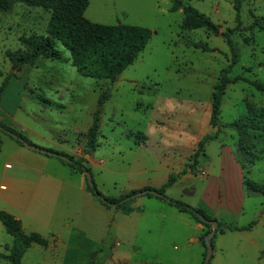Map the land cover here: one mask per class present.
<instances>
[{"label": "rangeland", "instance_id": "1", "mask_svg": "<svg viewBox=\"0 0 264 264\" xmlns=\"http://www.w3.org/2000/svg\"><path fill=\"white\" fill-rule=\"evenodd\" d=\"M7 1L9 9H0V75L4 76L0 87L13 71L5 52L25 50L23 38L46 36L51 17L42 7ZM182 1L183 6L205 14L220 32L234 29L232 39L240 55L228 76L241 80L228 85L219 134L206 143V157H198L196 170L189 165L198 141L218 130L210 125L212 94L222 69L232 63V53L221 35L204 29L184 30L183 7L172 12L173 0H89L85 17L91 22L150 29L153 34L144 51L111 82L81 75L72 64L70 52L56 42L62 60L41 58L35 66H25L12 77L1 97L0 114L15 116V120L10 119L11 127L39 147L71 156L66 150L78 149L75 159H83L106 197L119 198L134 190L136 184L161 181L165 170L159 166L164 165V155H172L175 161L171 170L177 173L185 169L186 173L166 190V196L202 208L213 217L204 206V195L208 179L221 174L223 146L235 154L250 180L264 185V92L251 84L264 83V28L248 29L254 20L264 18V0H243L239 27L234 0ZM198 42L216 51L202 52L191 45ZM105 90L110 91V97L100 115L98 146L92 151L83 135L92 125ZM233 122L246 124L250 136L241 138L236 130L226 127ZM3 137L0 211L18 216L25 234L36 232L48 240L47 247L31 245L22 264H202L204 248L196 241L201 232L194 230V220L148 194L134 197L125 208L108 209L97 200H93L94 207L77 202L70 207L80 210L73 219H35L31 213L30 217L21 214L3 199L9 174L17 167L7 158L11 149L7 143L13 140ZM251 155L254 164L249 161ZM51 159L48 171L61 179L73 175L66 163L57 157ZM7 163L12 166L7 168ZM205 168L209 171L202 175ZM79 175H73L74 180ZM243 201L241 214L221 211L213 218L223 221L224 228V222L240 228L253 221L256 224L249 230L218 231L211 264H264V195L250 192ZM53 204L51 201L45 206V214ZM63 206L55 207L56 214L70 210ZM127 207L133 208L129 214L125 213ZM14 241L0 221V254H9ZM0 264L9 263L0 259Z\"/></svg>", "mask_w": 264, "mask_h": 264}, {"label": "trees", "instance_id": "2", "mask_svg": "<svg viewBox=\"0 0 264 264\" xmlns=\"http://www.w3.org/2000/svg\"><path fill=\"white\" fill-rule=\"evenodd\" d=\"M14 2L24 3L30 7H42L51 12V17L47 27V35H32L29 38L21 39L22 45L25 46V50L19 49L16 51H6L5 55L12 64V73L5 77V80L0 87V101L4 91L8 85L10 79L19 73L24 66H35L39 59L45 58L50 60H62L63 55L61 51L56 48V42L61 44L71 54L72 64L76 67L77 71L89 78L97 80H110L114 82L122 74V72L134 63L137 57L144 51L148 45L153 32L142 26L128 25V24H116V25H103L91 22L85 17V11L89 6V0H13ZM243 0H234V10L236 11L237 27L241 25L240 10ZM10 6V1L0 0V9L7 11ZM183 7V22L182 28L184 30H197L204 29L206 32L212 35H221L228 44L232 57V63L222 69L220 73L219 83L214 87L212 94L210 125L212 128L218 129L215 133L205 134L197 144V149L193 154L192 164L189 165L191 170L197 169L198 157H206L205 146L209 140L217 139L219 134V117L221 113V106L223 97L229 84H232L241 77L235 79L229 78L231 67L239 62L240 55L238 53L237 43L232 39L234 29H229L226 32H220L218 25L213 23L205 14L199 12L197 9L191 6H183L182 0H173L171 11L177 12ZM256 26L264 28V18L256 19L248 27L253 29ZM195 49L202 52H215V48H211L207 43L198 42L191 44ZM3 77L0 75V78ZM251 84L259 91L264 92V83L251 82ZM110 97V91L105 90L98 102L97 110L93 114V122L86 133V146L94 151L97 144V138L100 132V115L103 111V105ZM226 127L236 130L241 138H247L250 136L249 130L246 124L240 122H233ZM10 132L15 135L6 133ZM0 133L8 135L14 139L21 146H25V143L33 144L29 141L21 132L16 131L10 125L0 121ZM59 155L66 156L70 161H60L66 163L73 170L84 174L86 181V190L92 195V197L100 202L105 208H112L114 204H117L114 208H120L127 206L130 202L134 201V198H130L138 192L145 190H155L161 197H157L161 200L167 201L170 205L177 208L179 211L189 214L198 223L205 226L206 230L200 237L202 246L204 247L203 261L206 257V245L205 236L212 231V225L206 221H202L199 216L202 215L207 221H216L217 229L212 239L214 245V238L218 231L225 232V230H249L256 224L253 221L247 227H223L222 222L208 215L202 208H193L180 201L169 199L165 192L171 187L181 174H185L186 170L182 171L178 175L171 174L168 181L158 189L143 188L139 190L131 191L119 198H111L104 196L97 188L93 178L89 183L86 176V172H90V169L84 164L83 159H75L74 156L68 155L63 152L54 151ZM49 156V155H46ZM251 164H254V156L249 157ZM244 174V187L248 194L250 192L260 193L264 195V185L257 184L247 177L248 171L245 172V168L242 166ZM130 198V199H129ZM128 199V200H126ZM126 200V201H124ZM133 211L132 207H127L125 213L129 214ZM0 221L4 225L8 234L15 238V243L11 248L9 254H0V259L9 264H22V259L27 249L33 245H39L42 247L48 246V240L37 233L25 234L22 223L19 219L15 218L12 214L6 211H0ZM213 255L211 257V260ZM211 260L209 264H211Z\"/></svg>", "mask_w": 264, "mask_h": 264}, {"label": "crops", "instance_id": "3", "mask_svg": "<svg viewBox=\"0 0 264 264\" xmlns=\"http://www.w3.org/2000/svg\"><path fill=\"white\" fill-rule=\"evenodd\" d=\"M24 67L22 68V70H24ZM11 118H13V116L9 115L7 112H5V114H0V121L10 126L12 125V122H10ZM13 120H15V116ZM4 135L8 136L6 134L0 133L1 150H4L6 145V138L3 137ZM83 139L86 140V134L83 135ZM12 140L13 143H7L10 145L11 148L10 154L7 156V158L8 161H11L13 164L17 165V167H15V170L10 172L9 174V187H6L7 192L3 199L8 202V204L12 206L15 210L19 211L23 215H29V217L31 213L35 219L44 216V218L46 219H56L58 216H63L62 219H73L74 217H76V215H79L80 213L79 207H72L70 209V207L73 206L75 203H84L87 207L95 206L93 203V200L95 199L86 190V181L84 174H81L70 168L72 170L73 175L80 174L79 179L74 180L73 175H70L65 179H61L56 175V172L51 173V171H48V165H50V163L52 162L51 157L53 156H46L45 154L34 151L26 146H21L14 139ZM59 145H61V143H59ZM41 147L43 148V146H40V148ZM227 148L228 147L223 146L224 151L221 174L220 176H212L210 179H208V187L204 195V206L207 212L209 211V214L216 218L221 215V211L227 213L241 214V211L243 210L244 197L246 195H249L244 187V174L242 166L236 160L235 154L233 152H230ZM75 150H77L78 152H76ZM75 150L67 149L66 151H69V153L73 154V156L75 157V155L79 153L78 149ZM163 161L164 165L159 166V168L165 170L163 179L161 181L136 184L138 186H136L134 190H139L146 187L158 189L168 181L169 176L171 174L178 175L185 170L183 169L177 173H174L171 170L172 166H174L173 161H175L174 159H172V155H164ZM11 166L12 165L10 163L6 164L7 168H10ZM23 170H26L25 174H23ZM208 171L209 168L201 170V172H204V175H207ZM186 175L182 177H186ZM177 181L171 187L177 184ZM4 187L5 186H1V188ZM134 190H129L127 193ZM190 191H193L192 188L190 189ZM51 201H54V204L52 206V210L48 212L49 215L46 216L48 213H44L45 206L48 203H51ZM58 204L64 205L63 207L69 208L70 210L56 214L55 207ZM175 209L181 214H186L184 212L179 211L177 208ZM13 216L19 219V217L15 216V214ZM217 221L223 222L220 219H217ZM194 222V230L201 232L199 238L196 239V241L202 245L200 237L206 230V228L202 224L198 223L196 220H194ZM224 224L226 225V227H238L234 224H229L226 222H224Z\"/></svg>", "mask_w": 264, "mask_h": 264}, {"label": "water", "instance_id": "4", "mask_svg": "<svg viewBox=\"0 0 264 264\" xmlns=\"http://www.w3.org/2000/svg\"><path fill=\"white\" fill-rule=\"evenodd\" d=\"M6 133L12 135L10 132L8 131H5ZM14 138H16L15 135H12ZM25 146L34 150V151H37V152H40L42 154H45V155H49V156H53V157H57V158H60L62 159L63 161H67L69 162L70 160L66 157V156H62V155H59L55 152H52V151H49L47 149H44V148H40L38 146H35V145H31L29 143H25ZM86 175H87V178H88V181L89 183H91L92 181V176L90 173L86 172ZM144 194H150V195H154V196H158V197H161L162 195L159 194L158 192H156L155 190H145V191H141V192H138L135 196H132L130 198H134L136 196H142ZM129 198V199H130ZM128 200V199H126ZM124 200V201H126ZM117 204H114V207H116ZM199 218L202 220V221H206L207 223H210L212 225V231L205 236V245H206V257H205V260H204V264H209L210 260H211V257L213 255V251H214V247H213V244H212V239L215 235V231L217 229V222L216 221H207L205 220V217L200 215Z\"/></svg>", "mask_w": 264, "mask_h": 264}, {"label": "built area", "instance_id": "5", "mask_svg": "<svg viewBox=\"0 0 264 264\" xmlns=\"http://www.w3.org/2000/svg\"><path fill=\"white\" fill-rule=\"evenodd\" d=\"M201 174H203V175H204V172H201Z\"/></svg>", "mask_w": 264, "mask_h": 264}]
</instances>
